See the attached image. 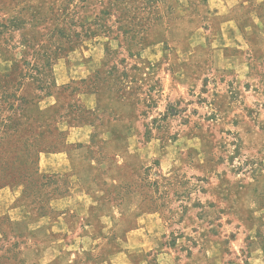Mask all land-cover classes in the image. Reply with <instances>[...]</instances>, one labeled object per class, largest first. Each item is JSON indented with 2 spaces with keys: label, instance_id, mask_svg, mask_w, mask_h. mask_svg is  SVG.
Instances as JSON below:
<instances>
[{
  "label": "rangeland",
  "instance_id": "obj_1",
  "mask_svg": "<svg viewBox=\"0 0 264 264\" xmlns=\"http://www.w3.org/2000/svg\"><path fill=\"white\" fill-rule=\"evenodd\" d=\"M0 264H264V0H0Z\"/></svg>",
  "mask_w": 264,
  "mask_h": 264
},
{
  "label": "crops",
  "instance_id": "obj_2",
  "mask_svg": "<svg viewBox=\"0 0 264 264\" xmlns=\"http://www.w3.org/2000/svg\"><path fill=\"white\" fill-rule=\"evenodd\" d=\"M11 218L14 221V224L25 222V217L23 216V214H20V213H16V215L11 213ZM28 224H30L31 226H34L36 223H28ZM48 244H51V243H48ZM49 247H51V245H49Z\"/></svg>",
  "mask_w": 264,
  "mask_h": 264
}]
</instances>
